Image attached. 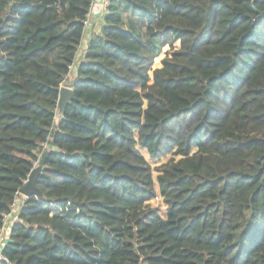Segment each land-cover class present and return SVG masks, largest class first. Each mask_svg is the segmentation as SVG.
Instances as JSON below:
<instances>
[{
	"label": "trees",
	"instance_id": "16d2710c",
	"mask_svg": "<svg viewBox=\"0 0 264 264\" xmlns=\"http://www.w3.org/2000/svg\"><path fill=\"white\" fill-rule=\"evenodd\" d=\"M94 2L0 0V264H264V0Z\"/></svg>",
	"mask_w": 264,
	"mask_h": 264
},
{
	"label": "water",
	"instance_id": "95a60500",
	"mask_svg": "<svg viewBox=\"0 0 264 264\" xmlns=\"http://www.w3.org/2000/svg\"><path fill=\"white\" fill-rule=\"evenodd\" d=\"M262 15H264V13ZM73 99H74L73 90L69 87L62 86L59 91L58 108H57L58 116H60L64 111L67 102ZM45 156L46 153L41 155L39 161L37 162L36 167H34L31 170L30 174L28 175L27 181L25 182L23 187L19 190V193L23 195L25 198H28L30 196L42 197L39 190L36 187V180L41 172Z\"/></svg>",
	"mask_w": 264,
	"mask_h": 264
},
{
	"label": "rangeland",
	"instance_id": "374dc122",
	"mask_svg": "<svg viewBox=\"0 0 264 264\" xmlns=\"http://www.w3.org/2000/svg\"><path fill=\"white\" fill-rule=\"evenodd\" d=\"M79 51H80V54H81V49H79ZM73 70V69H72ZM70 82H71V78H70V76L68 75L66 78H65V81H64V84H63V87H69V84H70ZM70 88V87H69ZM140 152L142 153V155L145 157V159L149 162V164H150V166L152 167V169H156L158 166H160L162 163H164V162H166L169 158H171V156H168L167 158H165V159H163L162 161H160V162H152V161H150L149 160V158H148V155L146 154V152H144L143 150H140ZM36 166V165H35ZM34 166V167H35ZM156 176H157V173L154 171L153 172V177H154V179L156 178ZM19 198H17L16 199V202H15V205H14V207H13V209H12V212H13V214L12 215H14V213L17 211V209L19 208V206H20V204H21V202H22V200L23 199H25V197L23 196V195H21L20 193H19ZM150 205H151V207H153V208H157L158 210H159V214L162 216V217H165V207L163 206V204L160 202V201H152V202H150ZM8 219H9V216L7 217V223H10L11 221H12V219L10 220V221H8ZM7 232V231H6ZM5 235H7L6 233H5ZM8 237V235L6 236V238Z\"/></svg>",
	"mask_w": 264,
	"mask_h": 264
},
{
	"label": "crops",
	"instance_id": "0c3cea01",
	"mask_svg": "<svg viewBox=\"0 0 264 264\" xmlns=\"http://www.w3.org/2000/svg\"><path fill=\"white\" fill-rule=\"evenodd\" d=\"M104 10H105V8L103 6V1L102 0H96L94 2V7L92 9V12L90 13L91 20H92V26H91V28L86 30V34L82 40V44H81V48H80L81 50H83L85 48L86 43L89 40L90 35L98 32L99 26L101 24V17H102ZM70 78L72 79V76H70ZM12 214H13V212H12ZM11 219H13V218H11V216H9L8 221H10ZM0 253H1V246H0ZM0 257H1V255H0Z\"/></svg>",
	"mask_w": 264,
	"mask_h": 264
},
{
	"label": "built area",
	"instance_id": "2783aa9c",
	"mask_svg": "<svg viewBox=\"0 0 264 264\" xmlns=\"http://www.w3.org/2000/svg\"><path fill=\"white\" fill-rule=\"evenodd\" d=\"M94 1H96V0H94ZM103 1V6H104V8L106 9V7H107V5H108V3H109V1L110 0H102ZM84 25H85V29L86 30H88L89 28H91V26H92V20H91V15L89 14V16H88V18H87V20L84 22ZM42 147H45V145H43ZM153 201H160L161 202V199H160V197H157L155 200H153ZM15 202H16V200H15ZM14 205H15V203H14ZM14 205H13V207H14ZM13 207H12V209H13ZM7 231V232H6ZM5 233L8 235V233H9V229H7V216H6V218H5V224H4V227H3V229L0 231V244H1V242L3 241V239H5V237L7 236V235H5ZM2 257H0V259H1Z\"/></svg>",
	"mask_w": 264,
	"mask_h": 264
},
{
	"label": "bare ground",
	"instance_id": "6f19581e",
	"mask_svg": "<svg viewBox=\"0 0 264 264\" xmlns=\"http://www.w3.org/2000/svg\"><path fill=\"white\" fill-rule=\"evenodd\" d=\"M37 165V164H36ZM36 167V166H35Z\"/></svg>",
	"mask_w": 264,
	"mask_h": 264
}]
</instances>
